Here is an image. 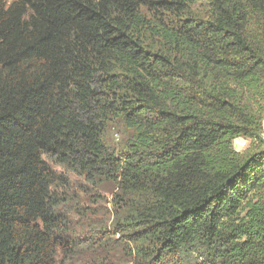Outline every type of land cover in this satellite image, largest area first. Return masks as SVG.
Returning a JSON list of instances; mask_svg holds the SVG:
<instances>
[{"label":"trees","instance_id":"obj_1","mask_svg":"<svg viewBox=\"0 0 264 264\" xmlns=\"http://www.w3.org/2000/svg\"><path fill=\"white\" fill-rule=\"evenodd\" d=\"M263 121L264 0H0V264H264ZM48 161L113 184L99 234Z\"/></svg>","mask_w":264,"mask_h":264},{"label":"rangeland","instance_id":"obj_2","mask_svg":"<svg viewBox=\"0 0 264 264\" xmlns=\"http://www.w3.org/2000/svg\"><path fill=\"white\" fill-rule=\"evenodd\" d=\"M203 11L204 10L200 7L198 10L199 15H202ZM147 37L149 43L154 45L156 49L164 51L172 50L171 46L166 44L159 35L147 33ZM262 126V137L264 138V121ZM128 136V130L118 123H112L106 132L105 139L111 148L119 150L123 148ZM48 162L57 173L65 176L66 180L69 182V187L71 188L69 193L64 195L63 204L56 209H58L63 215L69 217L71 222L74 223L73 227L75 234H80L81 232L88 233L86 236L99 234L100 231L97 228H103L105 226L97 225H107L111 219L112 206L110 200L114 193L113 184L102 178L93 177L91 179L85 175L69 172L65 168L55 164L53 161ZM72 199L77 200L78 203L72 204ZM91 224H94L96 227ZM102 237L104 236H101V238ZM105 240H108V238ZM85 241V239H82L81 243L77 245L79 246V250H82L80 256L83 258L91 254L88 251L90 247L85 246L86 244L83 245ZM104 243L106 244V242ZM119 258L121 257L119 256Z\"/></svg>","mask_w":264,"mask_h":264},{"label":"built area","instance_id":"obj_3","mask_svg":"<svg viewBox=\"0 0 264 264\" xmlns=\"http://www.w3.org/2000/svg\"><path fill=\"white\" fill-rule=\"evenodd\" d=\"M248 145V140L244 138H237L234 143L233 147L236 151H242L244 150Z\"/></svg>","mask_w":264,"mask_h":264}]
</instances>
